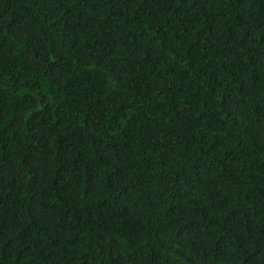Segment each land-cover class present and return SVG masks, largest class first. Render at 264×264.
<instances>
[{
  "label": "trees",
  "instance_id": "obj_1",
  "mask_svg": "<svg viewBox=\"0 0 264 264\" xmlns=\"http://www.w3.org/2000/svg\"><path fill=\"white\" fill-rule=\"evenodd\" d=\"M0 264H264V0H0Z\"/></svg>",
  "mask_w": 264,
  "mask_h": 264
}]
</instances>
